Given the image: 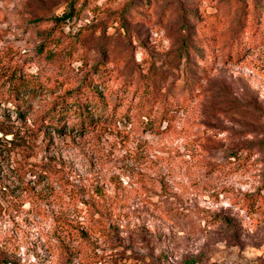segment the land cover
Instances as JSON below:
<instances>
[{
    "label": "rangeland",
    "instance_id": "1",
    "mask_svg": "<svg viewBox=\"0 0 264 264\" xmlns=\"http://www.w3.org/2000/svg\"><path fill=\"white\" fill-rule=\"evenodd\" d=\"M253 2L0 0V93L36 81L22 116L0 104V264H264V17L230 46L240 5L255 32ZM96 61L114 88L156 74L180 100L170 128L114 94L84 131L73 114L52 128Z\"/></svg>",
    "mask_w": 264,
    "mask_h": 264
},
{
    "label": "trees",
    "instance_id": "2",
    "mask_svg": "<svg viewBox=\"0 0 264 264\" xmlns=\"http://www.w3.org/2000/svg\"><path fill=\"white\" fill-rule=\"evenodd\" d=\"M262 6L263 5L258 4V2L254 0L253 7L255 14L251 21V25L252 27H255V32L251 35L244 36L242 35V30L239 31V29H246L247 25L244 23L247 15L245 14L244 16V12L246 11L243 9L244 6L240 5V10L243 13V17L239 20L241 26H238L235 35L230 42V46L236 50L235 55H241L240 51H246L254 45L253 43L257 40L258 35L261 36V31L258 30V27L261 24V18L264 17V7ZM69 8V11L62 15L63 18L69 16L73 11V7ZM38 52H43V46L39 47ZM48 55L51 56L50 53H48ZM52 60L53 58H50L49 61ZM140 72L142 73L143 71ZM88 73H90V76H88ZM145 73L146 74L143 76L145 78L143 83H140L139 79L124 80L117 88H114L107 83V80H109V71L105 70L104 65L101 66L99 61H96L92 67L85 72V76L78 87L71 89L68 96L69 100L66 101L71 105L62 108L65 104H60V109H52L49 111L48 116L46 117L47 122L51 124L52 128L61 130V124L65 120L64 116L67 114H73V118H75L73 128L84 131L88 126L93 125L94 123L96 124L95 119L98 118V116H101V114H104L96 112V108L107 109L111 102L109 96L114 94L115 98L113 100V105H125L123 115L126 119H137L150 130L165 132L171 126L173 113L179 108L180 100L177 98H169L168 96L160 98L158 93L161 91V88L155 81L157 75L148 68ZM9 81L10 87L0 93V104H3V102H11L16 110V114L22 116L23 95L25 93L23 92V88L26 85L30 88L34 86L36 87V85H34L36 81L33 76L22 77L21 75H14L13 73L10 75ZM192 83L198 84V78H186L184 81V84L186 85L184 90H186V87L190 88V86L193 85ZM91 90L93 95H89V91ZM130 90H132L131 99L128 98L127 95ZM114 108L115 107L111 110L114 111ZM3 114L6 115L7 112L3 111Z\"/></svg>",
    "mask_w": 264,
    "mask_h": 264
}]
</instances>
